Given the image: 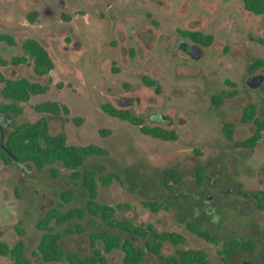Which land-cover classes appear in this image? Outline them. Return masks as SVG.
I'll return each instance as SVG.
<instances>
[{
    "label": "rangeland",
    "instance_id": "obj_1",
    "mask_svg": "<svg viewBox=\"0 0 264 264\" xmlns=\"http://www.w3.org/2000/svg\"><path fill=\"white\" fill-rule=\"evenodd\" d=\"M33 12L36 18L29 21L27 15ZM180 31L212 36L209 46L198 44L202 48L198 60L181 50L184 44L197 43ZM0 33L15 41L0 42L2 60L23 56L21 43L34 38L54 65L47 77H37L30 59L18 66L0 64L7 78L48 84L44 94L19 103L20 115L0 114V122L9 120L4 132L45 117L50 133L63 131L67 144L104 148L107 156L88 158L84 168L97 176L115 173L120 181L105 187L98 182L97 202L127 205L115 211L116 220L152 224L157 231L185 237V243L176 247L165 244L161 258L176 249H199L213 264H264V209L236 193L239 185L248 193L264 190V132L251 150L236 145L254 130L252 123L240 121L247 104H254L255 116L264 118V79L256 89L246 84L249 77H264V66L248 69L254 59L264 60V14L246 11L243 0H0ZM143 77L157 81L158 94L142 82ZM46 101L65 106L68 113L36 112L34 106ZM5 102L0 96V103ZM104 103L131 111L148 127L172 130L176 139L144 135L139 126L104 113ZM155 115L160 122L152 121ZM225 124L232 128L230 139ZM100 130L109 133L103 136ZM52 168L58 170L56 177ZM166 168L181 174L173 190L161 180ZM197 169L203 172L202 184L196 181ZM70 173L60 164L37 170L30 164L6 165L0 160V241L11 248L21 240L30 264L41 263L38 219L50 208L66 212L83 206L85 191ZM67 190L72 198L64 202L61 194ZM144 201L168 208L152 212L143 207ZM179 219L197 223L223 240L252 242L253 248H237L223 256L220 244L197 238ZM74 223L82 232L65 235L61 246L79 256L92 252L88 238L92 232L112 231L95 217ZM94 248L102 251L99 243ZM106 257L107 264H122L119 249ZM0 264L14 262L0 255ZM140 264L165 263L146 253Z\"/></svg>",
    "mask_w": 264,
    "mask_h": 264
},
{
    "label": "trees",
    "instance_id": "obj_2",
    "mask_svg": "<svg viewBox=\"0 0 264 264\" xmlns=\"http://www.w3.org/2000/svg\"><path fill=\"white\" fill-rule=\"evenodd\" d=\"M243 8L254 14H264V0H243ZM36 13H29L27 19L33 21ZM183 37L189 38L191 41L207 47L212 42L211 35H205L200 32L180 31ZM0 42L8 45H14L15 41L11 35L0 33ZM23 56H14L8 61L0 58V64L3 66H18L32 61L31 69L37 77H47L53 69V61L48 51L34 38H26L21 43ZM264 66V60L254 59L248 69H255ZM142 82L151 87L156 94L159 93V84L157 81L147 77L142 78ZM47 83H39L31 81L26 77L11 79L5 77L0 72V96L5 103H0V114L16 116L22 113V107L19 103L27 102L31 96L44 94L47 91ZM219 100V98H216ZM217 103V101H214ZM38 113H47L51 115H59L61 112L68 113L65 106H60L53 101H46L34 106ZM101 109L107 115L127 121L132 125L139 126L140 132L152 138L160 140L176 139V134L172 130L161 127H148L144 125L143 119L127 109H119L109 103H104ZM79 121L78 119H74ZM242 123H252L254 130L246 139L238 142L236 145L244 149H253L260 141L262 132H264V118L255 116V106L252 103L247 104L242 109L240 117ZM226 137L231 138L232 130L230 124L224 125ZM101 135H107L109 132L100 130ZM0 135V160L6 164H12L13 161L5 152L7 151L16 161L32 165L35 169L40 170L46 166L60 164L65 169L71 171L70 178L80 179L81 187L85 191V200L82 207L69 209L66 212L60 211L58 208H50L40 217L36 223L37 230L42 234L37 244V252L41 263H56L62 260L65 264H107L106 254L115 249H119L123 253L122 264H140L143 262L146 253L157 258L163 259L165 264H213L202 250H183L176 249L169 256L161 258V249L165 244L173 247L185 243V237L177 232L157 231L152 224L134 225L128 220H116L114 218L117 209L128 208L127 205L110 206L97 202V183L102 186H108L112 180L120 181L115 173H108L97 176L94 170L84 168L85 161L92 156H107L108 152L96 145H69L63 131L58 133H50L48 120L45 117H39L33 122H23L4 132V138L1 142ZM83 166V167H82ZM79 167L82 169L79 170ZM53 177L58 175V170L52 168ZM202 170H195V177L198 184L203 183ZM181 174L173 168H166L161 171V180L163 186L168 190H173L180 182ZM237 195L247 199H251L258 210L264 209V190L258 192H245L238 186ZM64 202H68L72 198V191L67 190L61 194ZM144 208L152 212L160 209H167V205L160 202L144 201ZM98 218L109 230H99L89 235V245L92 252L86 256H79L74 252H65L61 246V239L65 235L81 233L82 228L74 223L75 220H83L86 217ZM72 227L64 228L61 232H57L55 228L63 227L65 224L72 223ZM180 223H184L186 229L197 238L210 243L212 245H221L222 250L219 254L228 255L237 248L250 251L253 248L252 242H240L234 238L223 240L209 231L203 229L199 224L183 219H179ZM1 236V231H0ZM139 241L138 243L136 240ZM101 244L102 251L94 248L96 244ZM104 254H103V253ZM0 255L9 256L14 264H30L29 260L24 257V243L19 240L11 248L0 241ZM220 264H226L222 262Z\"/></svg>",
    "mask_w": 264,
    "mask_h": 264
},
{
    "label": "water",
    "instance_id": "obj_3",
    "mask_svg": "<svg viewBox=\"0 0 264 264\" xmlns=\"http://www.w3.org/2000/svg\"><path fill=\"white\" fill-rule=\"evenodd\" d=\"M181 50L186 53L191 59L193 60H198L201 57L202 54V48L198 44H184L181 48ZM263 75H256L249 77L246 81V84L251 88V89H256L259 88L260 85L263 82ZM152 121L154 122H160L159 115H155L152 117ZM9 125V120L8 119H3L0 122V135L1 139L3 140L4 138V128H6ZM1 140V142H2ZM10 158L12 159L13 162L20 163L16 161L14 157H12L7 151H5Z\"/></svg>",
    "mask_w": 264,
    "mask_h": 264
}]
</instances>
